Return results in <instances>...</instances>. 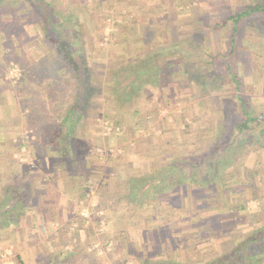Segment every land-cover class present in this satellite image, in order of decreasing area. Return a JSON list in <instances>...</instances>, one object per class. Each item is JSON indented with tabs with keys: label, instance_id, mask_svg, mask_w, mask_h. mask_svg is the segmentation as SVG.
Returning a JSON list of instances; mask_svg holds the SVG:
<instances>
[{
	"label": "rangeland",
	"instance_id": "1",
	"mask_svg": "<svg viewBox=\"0 0 264 264\" xmlns=\"http://www.w3.org/2000/svg\"><path fill=\"white\" fill-rule=\"evenodd\" d=\"M31 1L0 3V191L20 185L17 196L35 215L39 186L48 184L44 177L75 178L83 189L64 220L21 218L25 228L18 226L8 239L0 228L9 262L23 264L21 252L37 246L45 264H88L90 259L92 264H209L221 250L229 253L246 238L257 237L264 229V12L240 21L232 47L231 23L215 25L259 3L39 0L72 55L92 68V85H98L83 113L76 109L80 119L72 117L68 128L73 92L82 105L84 91L60 90L52 105L35 67L26 68L30 72L22 79L25 63L47 60L44 32L55 38L43 29L46 17ZM182 42L186 45L174 48ZM122 49L129 57H149L158 77L142 83L135 73L120 71L115 83L113 69L123 61ZM224 55L237 86L225 70ZM45 100L46 110L34 105ZM240 100L257 119L249 123L250 130L234 128L244 121ZM67 129L64 158L49 143L59 145ZM226 136L236 154L221 165L209 187L202 180L206 161L221 153L225 147L218 144ZM201 156V166L187 167ZM159 172L172 185L152 191L148 184L158 183ZM180 179L184 182L176 187ZM134 183L141 189L129 199L127 187ZM31 221L34 231L27 230ZM59 246L66 255L61 261Z\"/></svg>",
	"mask_w": 264,
	"mask_h": 264
},
{
	"label": "trees",
	"instance_id": "2",
	"mask_svg": "<svg viewBox=\"0 0 264 264\" xmlns=\"http://www.w3.org/2000/svg\"><path fill=\"white\" fill-rule=\"evenodd\" d=\"M4 0H0V3L3 2ZM255 1L256 4H260V2L264 1V0H253ZM31 2H33L34 4H36V6L38 7V10L41 12V14L44 15V17H46V21H47V27L45 26V29H49L51 31H53V35L55 36L54 39H50V35L48 34L47 36V31L44 32V40L43 43H46L49 52L47 53V60L45 59H40L38 60L36 63H34L33 65L25 63L24 64V69L22 70V79L25 81V76H27V72H30V70H26V68H29L31 66H33L32 68H34V70H37V75H39V77L41 78L42 81L45 80L46 86L45 88H47V100L52 104H53V100H56L55 94L57 95L58 92L63 91L64 89L67 88H73L74 91L78 92L79 90L84 91V100H83V104L80 105L79 98L78 95L79 94H75L73 92V97L71 99V101L73 102H69V109L67 111V116H66V120L67 121V127L71 128V122H72V117L76 116L74 114H76V109H78L80 112L83 113V108H85V106H87L88 104V100L92 98V94L94 92H96L95 87H97L98 85H92V83L94 82L92 79V83H91V78L93 75V70L90 69V67L88 66L87 62L84 60V58L79 59L75 56L72 55V50H71V46L69 43L65 42L64 40H62L61 34L55 29V27L53 26V22H52V18H51V13H49V10L42 8L39 5V0H32ZM257 5V6H247L243 9V11L237 12V13H233L230 15L226 16L225 20H222L221 23L216 24V27H223L227 21H229V23H231V34H230V41L233 39L236 30L238 28V25L240 23V21H244V19L246 17L251 16L254 12L256 11H263L264 12V5ZM264 25V24H263ZM213 28V27H212ZM193 40V39H192ZM191 39H187V42H191ZM230 46L232 47L233 42H230ZM180 45V47H183L186 45L185 42H182L178 45H175L174 48L178 47ZM230 47V48H231ZM121 54L120 56L122 57V60L120 66H116L117 67V71H114V69L116 67H114L113 72L115 73V76L117 77V80H115V83H117V81H119L118 78H120V71H124L126 74L129 73H135L136 74V79H138V81L140 82H144L145 80H155L158 76L157 74L160 73L158 71V69H156L155 65H152L150 63V58H140V59H136L137 57H133V56H128L126 54L125 49L120 51ZM231 52V50H230ZM224 63L226 64L225 70L230 72L229 76H231L232 80L234 81V84H236L235 86H237V83L235 80L236 77L234 78L233 74L231 73V66L228 63V61L226 60L228 58V55H224ZM82 60V61H81ZM169 66L165 65V68L167 69ZM23 68V67H22ZM133 70V71H132ZM164 70V68H163ZM187 73H189L188 69H185ZM111 74L112 71H110ZM156 73V74H155ZM155 74V75H154ZM150 78H148V77ZM147 77V78H146ZM44 83V82H43ZM44 86V85H43ZM95 86V87H94ZM28 88V87H27ZM30 89L28 88V91ZM61 90V91H60ZM119 89H117L118 91ZM47 100L40 102V105L38 104H34L36 107L39 106L42 109H45V104L47 102ZM56 103V102H55ZM245 104L243 103V100H240V108H241V117L244 119V121H240V123H236L234 125V128H236L239 131H243V130H250L251 127L249 126L250 122H253L254 120H257L256 117L252 118L248 115L247 111H244V107ZM79 112V113H80ZM81 114V113H80ZM79 114V115H80ZM77 117V116H76ZM80 119L77 117V120ZM264 119V118H263ZM264 120H262L263 122ZM260 124V123H259ZM66 133L63 135L66 136L64 137L65 139H62L63 137L60 138V140L58 141L59 145H55L53 143V141L50 144V148L54 151H58L57 153L60 154V156L62 155L64 158L67 154V144L64 143V141H66L67 135L69 134V129H67V131H65ZM228 133V132H227ZM258 139H260L262 141V137L258 135L257 137ZM56 139V138H55ZM228 136H226L224 139H220V142L218 144V147L223 146L225 147L223 150H221V153L217 154V155H213L211 157V159L209 161H206L207 163V170L204 171V175H203V179L202 180H206L207 186L209 187H213L214 186V179L218 178V175L220 173V167L221 165L227 164L230 162V160L233 158V154H236L235 148L233 147L234 144L233 143H228ZM57 141V140H56ZM233 142V141H232ZM64 144V145H63ZM213 151V148L210 149V151L206 154H204V156L208 155L210 152ZM203 156H201L199 159H196L195 162L192 161V163H187V167H189L190 169H194L197 168L199 166H201L203 164ZM64 160V159H63ZM188 162V161H184ZM174 171H179V168H172ZM158 181V183L156 185H149V188L154 190H157L159 187L162 186V188H168L170 185H172L169 180V177H163L162 174H160V172L156 175V177ZM144 180V179H142ZM216 180V179H215ZM184 181H182V179H180L178 181V183H176V187L177 185H182ZM166 184V185H165ZM169 184V185H168ZM159 186V187H158ZM128 193L130 195V197H134L136 195V192L141 189V186H137L135 185V183L132 185H129L128 187ZM173 188V187H172ZM211 190V188H209ZM147 193V191H144V193ZM147 196H152L150 193H148ZM20 204V202H19ZM8 214V213H7ZM8 218V220H15L14 217H6ZM19 219V217H17ZM17 219V220H18ZM12 221V222H13ZM258 236L257 237H249L246 238L245 240H243V242L241 244H238L236 247H234L229 253H227L228 251H220V253H218L215 257L217 259H214L213 261H210L211 263L209 264H264V229L259 230L258 231ZM22 264V263H19Z\"/></svg>",
	"mask_w": 264,
	"mask_h": 264
},
{
	"label": "crops",
	"instance_id": "3",
	"mask_svg": "<svg viewBox=\"0 0 264 264\" xmlns=\"http://www.w3.org/2000/svg\"><path fill=\"white\" fill-rule=\"evenodd\" d=\"M51 169L53 171L56 170L54 167H51ZM52 178L53 177H51V179H49V178L46 179V177H44L43 181L45 182L47 180L46 182L48 184H42V186H39V187H42L43 189H41V192H40L41 194L39 196L40 201H41L40 206L39 207L33 206V208L35 210L39 209V212L37 214L35 213V215L32 213L31 214L28 213L27 209H30V208L27 207V204H25L23 202L21 197L17 196V195H21V193L19 192L20 189H18L20 185L18 187H14L13 185H10V189H7L6 192H4L5 190L0 191V218L5 217V219L1 221L2 225H0V228L3 229L1 234H2V237H5L4 239H6V238L8 239L7 236H9L10 234H13L15 232V229L17 231L18 226H19V229L25 228L22 220H20L21 218L24 219L27 216H29V218H33V216H36V219L37 218H41V219L45 218V221L48 222L50 219H53V217H57V218L60 217L61 220H64V219H66L67 215L71 214V209H73V211L75 210L74 209L75 206H73L72 204H73V201L75 204L76 197L80 196L79 192L81 189H83L80 185L81 183L79 182V184H78L77 180L75 178L73 180L71 179V181L69 180L66 182V180H63L64 175H60V174H59L56 181H54ZM62 180H63V182H62ZM55 182H57V184ZM22 185H24V184H22ZM33 186H30V187H33ZM36 187H38V186H36ZM51 187H54V188L51 189ZM54 192H56L57 197H55ZM5 193H6V195H5ZM13 194H16V195L13 196ZM128 198L129 199L131 198L129 193H128ZM18 199H20L21 201H19ZM32 199H34V198H32ZM19 202H20V204H19ZM42 204H45V206L49 207L50 209L47 211L46 210L47 207H45V209H44L42 207ZM76 209H77V206H76ZM44 212H46V213L44 214ZM74 214H75V212H74ZM8 216L14 217L15 220L14 221L12 220L13 222L11 220H8V218H6ZM17 217H19V219ZM63 217H65V218L62 219ZM46 219H48V220H46ZM31 222H32V223H30L31 226L28 227V229H27L28 231H32V230L34 231V221H31ZM37 223H39V222L36 221V224ZM51 245L54 247V245H55L54 242H52ZM63 247L64 246H59L58 250L60 251V253H57V257H56V258L59 257L60 261L63 258H66L65 253L62 252V251H64ZM66 248H67V250H69L70 249L69 245L68 246L66 245L65 249ZM71 250H73V249H71ZM27 251H29V252H27ZM39 252L44 254V252H41L39 250V248H37V246L36 247L34 246V249L29 248V249H26L25 252L22 251L21 252V254H22L21 260H23V262H24L23 264H40L41 261L39 262V260H41V259L43 260L45 257L41 256ZM67 252H70V251H67ZM27 257H29V259ZM45 263H46V261L43 260L42 264H45ZM88 264H92L91 259H90V262Z\"/></svg>",
	"mask_w": 264,
	"mask_h": 264
},
{
	"label": "built area",
	"instance_id": "4",
	"mask_svg": "<svg viewBox=\"0 0 264 264\" xmlns=\"http://www.w3.org/2000/svg\"><path fill=\"white\" fill-rule=\"evenodd\" d=\"M109 125L105 124L104 129L110 131V127L108 128ZM114 132L118 133V129H113ZM80 216L84 217V218H88V215L85 211H81L79 213ZM10 249L4 247L1 243H0V264H12L11 262H9V260L7 259V256L10 254Z\"/></svg>",
	"mask_w": 264,
	"mask_h": 264
}]
</instances>
